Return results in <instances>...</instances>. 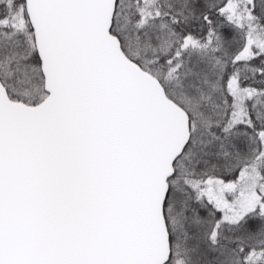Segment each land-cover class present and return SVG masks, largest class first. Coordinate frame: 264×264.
Here are the masks:
<instances>
[{
	"label": "snow or ice",
	"instance_id": "snow-or-ice-1",
	"mask_svg": "<svg viewBox=\"0 0 264 264\" xmlns=\"http://www.w3.org/2000/svg\"><path fill=\"white\" fill-rule=\"evenodd\" d=\"M0 264H264V0H0Z\"/></svg>",
	"mask_w": 264,
	"mask_h": 264
}]
</instances>
